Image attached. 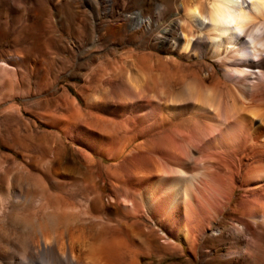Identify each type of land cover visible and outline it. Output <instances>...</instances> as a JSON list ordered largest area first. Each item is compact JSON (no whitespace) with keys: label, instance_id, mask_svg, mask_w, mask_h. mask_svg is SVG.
Instances as JSON below:
<instances>
[{"label":"bare ground","instance_id":"obj_1","mask_svg":"<svg viewBox=\"0 0 264 264\" xmlns=\"http://www.w3.org/2000/svg\"><path fill=\"white\" fill-rule=\"evenodd\" d=\"M169 15L156 43L218 70L132 63L84 91L63 129L79 121L77 161H95L113 190L89 179L83 210L73 197L35 206L33 194L0 205L11 225L0 264H264L253 252L264 235V0H190Z\"/></svg>","mask_w":264,"mask_h":264},{"label":"rangeland","instance_id":"obj_2","mask_svg":"<svg viewBox=\"0 0 264 264\" xmlns=\"http://www.w3.org/2000/svg\"><path fill=\"white\" fill-rule=\"evenodd\" d=\"M188 1L0 0V205L20 204L25 194H33L35 206L63 208L65 198L73 197L74 206L83 210L90 204L91 178L98 190L111 194L95 161H77L79 121L71 117L74 135L65 133L63 122L73 106L84 110L83 92L94 95L99 81H112L119 66L176 64L186 70L202 65L204 71L212 64L217 69L207 55L187 57L155 41L168 27L169 11ZM161 4L166 10L160 14ZM148 17L147 28L135 25ZM165 73L158 77L171 81L183 72ZM65 176L75 181L62 184ZM224 219L221 223L228 222ZM61 221L64 227L67 220ZM10 229L9 221H0V237ZM254 244V254L264 263V235Z\"/></svg>","mask_w":264,"mask_h":264}]
</instances>
